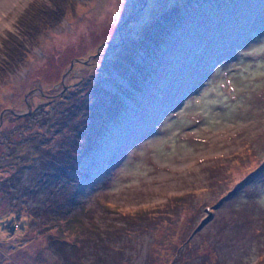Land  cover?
<instances>
[{"label": "rangeland", "instance_id": "1", "mask_svg": "<svg viewBox=\"0 0 264 264\" xmlns=\"http://www.w3.org/2000/svg\"><path fill=\"white\" fill-rule=\"evenodd\" d=\"M35 1L51 6L0 0L2 67L5 40L21 36L19 16ZM66 9L38 40L20 37L27 58L0 77V264H65L51 243L62 238L69 257L162 264L188 233L210 264H264V0H68ZM165 14L173 28L143 48ZM102 89L119 96L106 106L121 99L113 119L93 118L82 100L100 103ZM70 117L94 125L81 135L89 148H78L82 138L69 154ZM147 210L167 219L156 232L148 223L113 232ZM19 216L24 230L11 235L3 228ZM100 230L106 241L92 243Z\"/></svg>", "mask_w": 264, "mask_h": 264}, {"label": "trees", "instance_id": "2", "mask_svg": "<svg viewBox=\"0 0 264 264\" xmlns=\"http://www.w3.org/2000/svg\"><path fill=\"white\" fill-rule=\"evenodd\" d=\"M48 2L51 3V6L48 5L47 3H44V1H35L34 3L30 4L25 11L20 14L19 19H18V25H19V33L21 34L22 38L23 37H29L32 40H38V38L44 34L46 31H50V30H54L56 29L62 22V20L65 19V14L67 13V1L68 0H47ZM175 10V9H174ZM175 20V21H174ZM158 23L154 24V26L150 29H147V32L145 33L144 37L141 39L142 41V47L144 48V46H146L147 48H150L152 45H157V40L162 39V32H166L167 29L170 30L171 28H173V24L174 22L176 23V18L175 17H169V14H165L163 16V20L161 21H157ZM20 36V37H21ZM9 38L5 40V53H6V59L5 64L7 65L6 67H2L0 65V77L2 76V73L5 74V70L6 68H14L17 67L18 65H21L25 62L26 58H27V47L24 43V41L22 39H20V37H18L17 35H15L14 33H10ZM100 86V85H99ZM102 95H106L104 98L101 95L100 97V103L97 99V97L99 96H93L92 98H82L83 102L86 103V109L89 110L92 115V117L94 118L95 115H101L102 111H106L107 115H101V117L106 118L109 117L111 119H113V117H115L116 115H118V113L120 114L119 110L117 108L121 109V104H117V102H121V99L119 98L118 100H114V102H116V104L114 105V107H110V106H106L107 105V100L110 97L111 99L113 98V96L119 97L118 93L116 94H111L110 91L106 90V89H102ZM94 94V93H93ZM109 94V95H108ZM92 95V94H90ZM109 96V97H108ZM102 103V104H101ZM80 105L82 104L81 102L79 103ZM82 106V105H81ZM120 106V107H119ZM94 107L95 110H94ZM70 110V109H69ZM97 112V113H96ZM71 118V117H70ZM92 120V118H89V120ZM69 121V122H68ZM106 123L108 122V120H105ZM67 123H69L68 128L69 130L72 132V139H66L65 141V146H66V150L67 152H69V154L71 152H74L77 150V142L79 143V139L83 140L81 141V145L78 148H82V149H88L89 148V144H87V141L90 140V136L87 137H81V135L85 134V136L87 135V131L86 129L84 130V126H90L93 127L92 124H90L88 121H77L75 122V120L73 118H71V120H66ZM96 125L99 124L98 128L100 127V125H102L103 123H95ZM67 127V124H66ZM67 130V129H66ZM65 131V130H64ZM101 130L99 129V132ZM75 133H78L75 134ZM100 142V141H99ZM97 145V144H96ZM61 148H63V146H61ZM48 152H50V150H48ZM57 152V150H56ZM81 155V152H80ZM175 199L179 200L181 203L179 208L180 210L177 211V213L182 214L184 212L183 206L185 205V202L183 200H181L180 196H173L172 200H171V204L173 205L175 203ZM171 205V206H172ZM53 206V204H52ZM154 213V212H153ZM153 213L151 211H145L143 212V217L147 216L146 218L142 217L140 221L135 222V224L133 225H129L130 222H132L130 219H122V221L119 223V225H115L114 226V231L113 232H117V228L119 230H121L122 232H127L128 228H143L146 227L144 226V223H148L147 226H154L155 228V232L156 230H158L161 225L162 222L166 221L167 219L165 218V216H163V220L162 218H157L155 215H153ZM166 214V213H164ZM168 214H170V211H168ZM172 216V214H170ZM46 219H49L50 221L53 222H57L56 224L62 223L63 221L67 222L68 225L66 228H69L70 226H73V224H79L80 219L78 217H69L68 219H63V218H56L55 217H51V215L45 217ZM129 218V217H128ZM82 219V218H81ZM146 221V222H144ZM19 222H22L21 224H19ZM8 225V227H7ZM6 226H4L3 229L7 228V230L10 232L11 235H14L13 231H15V225L18 226L19 230H24L23 227V221L21 219V217H17L15 219L14 222L10 221L9 224H7ZM83 225L86 227L89 226V222L87 221H82V224H80V228L81 230H83ZM129 225V226H128ZM58 226V225H57ZM140 228V229H141ZM110 230V229H109ZM100 234L97 233L92 240V243H96V244H102L106 241V234H104L102 232V230H100ZM84 232V233H83ZM83 235L82 239L83 240H87V238L85 237V235L88 234V232H85L83 230ZM93 232V231H92ZM112 232V233H113ZM194 232V231H193ZM95 234V232H93ZM190 235L191 234H186V235H182L183 238L180 241V243L178 244H173L175 245V247L171 248V251H166V255H168V259L163 262L162 264H183L184 262L187 261L188 256H183V253H195L196 255H198V257L200 258V263L201 264H210V260L212 258H210L209 256V252H204V253H200V251H204L206 250V244L203 243L202 246L204 245V247L199 246L194 248L190 242ZM174 237V233L171 231V237ZM162 242H165V239H162ZM51 243L53 244V246L57 249V251H59L60 253H63L64 255V261L65 264H114L113 260L111 259H104L103 260V255H100L98 257L97 260H92V262L84 260L83 258H79L78 255L76 256H68L66 254L65 251H63L66 246L68 245L67 241L62 238L59 240H54L51 241ZM79 246H81V243H78ZM189 246H192L189 249ZM82 247V246H81ZM84 250V247H83ZM187 251V252H186ZM68 256V257H67ZM181 257V258H180ZM85 258V257H84ZM181 259H183L182 262H179ZM176 260H179L178 262H175ZM122 261V260H121ZM118 264H120V261H118Z\"/></svg>", "mask_w": 264, "mask_h": 264}, {"label": "water", "instance_id": "3", "mask_svg": "<svg viewBox=\"0 0 264 264\" xmlns=\"http://www.w3.org/2000/svg\"><path fill=\"white\" fill-rule=\"evenodd\" d=\"M75 61H76V62H83V63L85 62V61H83V60H79V59H76ZM75 61H73V62L71 63V68L73 67ZM85 63H86V62H85ZM29 108L31 109L30 104H29ZM15 114H16V112H15Z\"/></svg>", "mask_w": 264, "mask_h": 264}]
</instances>
